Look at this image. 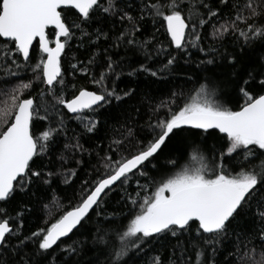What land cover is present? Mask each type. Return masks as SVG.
<instances>
[{
    "label": "snow or ice",
    "instance_id": "obj_1",
    "mask_svg": "<svg viewBox=\"0 0 264 264\" xmlns=\"http://www.w3.org/2000/svg\"><path fill=\"white\" fill-rule=\"evenodd\" d=\"M225 12L227 19L212 24V37L222 44L226 36L232 35L234 51L225 49L220 53L215 47H201L200 30ZM106 20L113 27L117 23L121 25L114 38L110 35L111 28L86 30L93 22L103 24ZM149 20L154 26L157 22L166 25L170 37L167 47L162 42L154 43L155 34L144 41L136 39ZM240 23L245 27L241 28ZM77 32L81 38L94 37L93 43L101 38L112 39L111 48L123 45L141 50L145 60L152 59L149 48L157 58L161 55L166 58L156 70L140 63L139 68L133 67L127 73L129 77L144 72L163 79L165 73H177L183 57H187L185 65L191 63L189 48H196L208 57L198 61L199 71L215 76L208 66L216 65L219 58L232 69L230 75L237 76L241 56L257 46L264 50V0H245L243 5L239 0H216L215 4L212 0H0V73L19 80L11 90L12 103L0 108V264H80L87 242L68 243L65 238L70 239L74 230L80 232L86 228L93 215L105 216L108 223H114L116 214L106 216L104 205L105 197L117 189L122 192L120 201L132 206L128 222L122 232L116 233L118 244L111 243L109 230L96 228L91 242L93 251L99 255L90 264H136V255L145 245L167 238L176 240L168 264H233L229 259L234 256L232 250L224 253L223 260L220 253L230 225L242 217L252 218L255 228L252 232L233 229V248L239 251L250 244L264 246V55H258L255 64L245 69L246 78H242L243 86L238 90L241 102L236 109L210 100L215 88L209 91L203 84L196 96L182 104L178 100L183 92H171L167 99L150 106L145 126H126L121 138L112 141L109 152L100 157L101 166L93 167L90 178L82 182L78 201L70 210L46 227L28 234L22 231L23 217L30 209L20 200L10 212L8 205L16 200L17 194L36 195L32 191L34 187L50 186L54 177L64 173V183H68L76 175L74 170L65 169L64 173L49 170L44 163V157L55 151L61 137L68 140L67 113L75 114L86 133H95L101 110L107 111L113 102L123 103L135 93V89L118 90L116 86V81L124 75L122 61L110 54L98 60L94 53L86 64L78 62L71 68L73 72L90 76L96 90L80 88L70 99L64 97L67 85L61 56ZM34 42L40 58L31 64ZM173 45L175 54L168 50ZM93 66L97 72L92 71ZM28 69L33 79L25 82L20 73ZM210 79L205 76L206 81ZM36 82L45 86L38 94L41 102L37 103L31 96L21 99L20 95L32 89ZM249 85H255L258 91L253 93ZM72 87L75 89V85ZM37 120H47L49 126L34 135L32 128ZM192 129L202 130L201 135L218 130V134H223L219 137L223 144L220 149L212 146L205 156L201 144L193 143V153L204 161L200 167L194 170L177 167L173 159L167 163L176 170L160 173V158L165 149L174 137ZM138 132L145 134L139 136ZM132 139H136L137 150L131 155H120L125 141ZM72 140L63 143L59 154L62 168L67 162L65 153L75 155L86 151L79 136ZM153 170L160 173L159 180L150 175ZM136 177L146 178L147 182L141 184ZM133 178H136L135 196L127 190ZM44 208L48 209L49 205L45 204ZM186 236L191 239H183ZM189 248L194 258L187 254ZM152 264H164V261L156 255ZM259 264H264V248Z\"/></svg>",
    "mask_w": 264,
    "mask_h": 264
},
{
    "label": "trees",
    "instance_id": "obj_2",
    "mask_svg": "<svg viewBox=\"0 0 264 264\" xmlns=\"http://www.w3.org/2000/svg\"><path fill=\"white\" fill-rule=\"evenodd\" d=\"M213 4L216 0H212ZM239 3L243 5L245 0H239ZM232 18L235 17V11L232 10ZM71 18V16L69 17ZM228 18V13L225 12L223 16L218 15L209 25L200 30L201 41L200 46L205 49L218 48L220 53H223L225 49L227 51H234L232 35L225 37L224 41L219 42L212 37V24H218L223 22V20ZM115 19V18H113ZM98 27H103L105 31L112 29L110 34L113 38L116 33H118L121 25L115 24L113 27L110 20L104 21L103 24L93 22L91 25L86 26L88 32H94ZM240 27L244 28L245 25L240 23ZM159 32H156V29ZM51 35V29L49 30ZM152 34L157 37L156 42H162L165 46H168L170 37L166 33V25L161 26L159 22L154 26L149 20L143 27L142 31L137 34L136 39L138 41H144L150 38ZM94 37L90 40L87 37L81 38L80 33H76L74 37L65 48V52L61 59L62 71L64 73V79L67 87L65 88L64 97L70 99L71 95L78 91L80 88H87L88 90H96V85L92 84L91 78L88 75L80 73L79 71L73 72L71 65L77 64L78 62L87 63V60L94 53L97 54V59L100 60L106 55H112L113 59L122 61L124 64V75L116 81V86L118 90H127L129 88L135 89V93L131 98H126L123 103L113 102V105L107 106V111L101 110L102 115L97 117L100 120L98 125V131L95 133H86L84 131V126L75 119V114L67 113L65 119V124L67 126V136L68 140L61 137V142L57 145L55 151L49 156L44 157V163L48 165L49 170H53L59 173H64L65 169L74 170L76 172L75 176H72L68 183H64V175H59L54 177L50 186L41 185L39 188H33L32 191L36 195L23 196L17 194L16 200L12 204L8 205L9 210L16 206L17 201L23 200L28 204L30 209L29 213H26L23 217L24 224L22 231L28 234L35 231L39 227H46L50 223L55 222L59 216L70 210L78 201L79 194L81 192L82 182L89 179V174L93 172V167H100L101 160L105 153L109 152V145L113 140L121 138V133L125 130L126 126H136L137 128L145 126L148 122L150 114V106L159 103L162 99H167L169 94L173 91L183 92L178 100V103H183L186 100L190 101L192 96H196L197 92L200 90L201 85H206L209 91L215 88V94L210 96V100H215L217 102L225 103L227 106L236 109L238 104L241 102L239 96V87L243 86L242 78H246L245 69L252 67L256 62V57L258 55H264V50L259 46L252 51H247L243 56H241L240 63L236 67L237 76H231L230 73L232 69L228 68L222 60L217 58L216 65H209L208 67L215 72V76L212 73H204L199 71L197 68V63L199 60L207 59L203 53H200L196 48H189L191 53V63L188 65L184 64L183 57L180 60V68L177 69V73L163 75V79L153 78L147 73L139 72L136 76L129 77L127 73L131 71L133 67L139 68L140 63H145L147 66L156 70L160 67L162 61L166 58L161 55L159 58L156 57L153 49L149 48L148 51L152 53V59L145 60V53L141 50L132 49L130 47L121 46L119 48H111L112 39L105 41L101 38L99 41L93 43ZM105 49L109 51L106 53ZM169 51L175 54L174 45L171 46ZM183 56V54H181ZM30 63L34 64L40 58L38 45L35 43L32 47L30 54ZM22 60V57H20ZM93 72H97L98 69L93 66ZM187 73L191 76V79L185 75ZM205 76L211 77L210 80L206 81ZM20 78L25 82L33 79V73L30 69L23 70L20 73ZM19 83L16 77L6 78L3 73H0V108L10 105L11 101V90ZM75 85V89L72 87ZM250 90L255 93L258 89L255 85L248 86ZM45 86L38 82L34 83L33 88L24 91L20 98H28L29 96H34L37 103H40L38 94L44 89ZM46 100H51V97H45ZM62 108V106H61ZM138 110V112H137ZM63 111H67L63 109ZM44 113L41 112V115ZM11 120V118H10ZM49 126V121L37 120L34 122L32 132L34 135H39L43 130ZM54 126V124H53ZM211 135H201L202 130L192 129L190 133L184 132L174 137L169 147L165 149L163 156L160 158V173L175 171L176 169L171 168L168 165V160H176L177 167L188 166L193 170L200 167L204 161H201L196 157V154L192 151L193 143H200L204 149L205 156L208 155L207 150L212 146L220 149L223 141L220 140V136L223 134H218L217 130H210ZM145 133L138 132L139 136H143ZM74 136H79L80 144L83 145V153H76L72 155L71 153H65L67 156V162L61 167V161L59 160V154L62 151L63 143L74 142L72 138ZM137 150L136 139L131 141H125L123 147L120 149V155H131ZM99 154V155H97ZM116 159L119 156L115 157ZM82 160L84 163L77 165L76 161ZM50 161V163H49ZM40 161L37 160L36 164ZM36 165L34 164L33 167ZM238 170V169H237ZM101 171L103 168L101 167ZM160 173L153 170L150 175L155 176L157 180L160 178ZM140 179L141 184H145L146 178L136 177ZM133 178L129 183L130 186L127 187L128 192L135 196L136 184ZM151 189L149 190L150 194ZM122 192L117 189L110 196L105 197L106 203L104 205L105 215L111 216L115 213V222L108 223L105 216L96 217L92 216V221L86 226V228L81 229L80 232H75L70 235L67 239L68 243L72 240L86 241V253L82 254L79 258L80 264H90V261L94 260L98 252L93 251L92 236L96 234V228L109 230V237H111L112 244L119 243V237L116 235L117 232H122L124 230V225L127 224V216L129 210L132 208L131 204H125L120 201L119 197ZM49 205L48 209L44 208V205ZM58 205V207H57ZM50 213V214H49ZM14 215V213H11ZM255 228L254 220L250 217L238 218V221L229 227V234L223 241V246L220 253V259L223 260L224 253L228 250L234 252L233 257H229L233 264H259L261 260V250L264 246L259 244H250L247 249L243 246L241 250L237 251L233 248V241L235 237L233 236V229L245 230L252 232ZM193 229V235H194ZM183 239H191V236H186ZM176 244L175 238H167L164 240L152 241L143 247V251H140L136 255V264H152V259L156 255H159L164 261V264H168L169 257L172 252L173 246ZM98 247L103 248V245ZM187 247V245H185ZM188 255H192L194 258V252L189 248ZM103 261L104 257H100Z\"/></svg>",
    "mask_w": 264,
    "mask_h": 264
},
{
    "label": "water",
    "instance_id": "obj_3",
    "mask_svg": "<svg viewBox=\"0 0 264 264\" xmlns=\"http://www.w3.org/2000/svg\"><path fill=\"white\" fill-rule=\"evenodd\" d=\"M34 44H35V42H34ZM52 46H54V45H52ZM32 50V49H31ZM31 54V53H30ZM63 54L64 53H62V56H63ZM62 56H61V59H62ZM29 98V97H28ZM32 98H34V100H35V97L34 96H32ZM218 131V130H217ZM71 235V234H70Z\"/></svg>",
    "mask_w": 264,
    "mask_h": 264
}]
</instances>
